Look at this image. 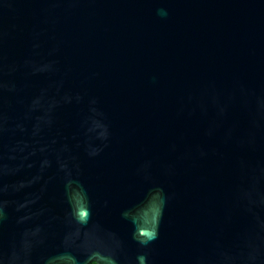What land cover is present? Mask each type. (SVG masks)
<instances>
[{"label":"water","instance_id":"water-1","mask_svg":"<svg viewBox=\"0 0 264 264\" xmlns=\"http://www.w3.org/2000/svg\"><path fill=\"white\" fill-rule=\"evenodd\" d=\"M264 264V0H0V264Z\"/></svg>","mask_w":264,"mask_h":264},{"label":"trees","instance_id":"trees-1","mask_svg":"<svg viewBox=\"0 0 264 264\" xmlns=\"http://www.w3.org/2000/svg\"><path fill=\"white\" fill-rule=\"evenodd\" d=\"M90 264H94V263H90Z\"/></svg>","mask_w":264,"mask_h":264}]
</instances>
